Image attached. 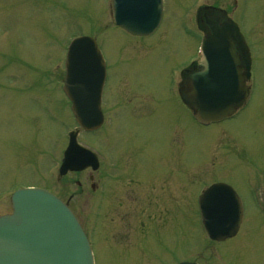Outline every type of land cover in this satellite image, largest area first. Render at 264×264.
<instances>
[{
  "label": "rangeland",
  "instance_id": "1",
  "mask_svg": "<svg viewBox=\"0 0 264 264\" xmlns=\"http://www.w3.org/2000/svg\"><path fill=\"white\" fill-rule=\"evenodd\" d=\"M165 2L159 31L133 38L117 28L109 0H0V215L12 212L14 191L37 186L70 206L97 264H264V212L245 187L248 166L264 180V0H246L236 16L253 43L250 110L203 129L181 104L178 70L195 52L197 10L216 5L234 17L237 2ZM79 34L95 37L109 64L105 123L78 138L101 167L60 176L77 127L62 91L65 53ZM206 142L214 156L202 152ZM221 178L242 188L248 209L238 236L218 243L195 198L202 183Z\"/></svg>",
  "mask_w": 264,
  "mask_h": 264
},
{
  "label": "water",
  "instance_id": "2",
  "mask_svg": "<svg viewBox=\"0 0 264 264\" xmlns=\"http://www.w3.org/2000/svg\"><path fill=\"white\" fill-rule=\"evenodd\" d=\"M130 1L123 0L120 3V0H114L117 23L137 34L151 33L157 26V20L150 21V25L144 24L145 30L136 27L137 23L132 20V16L139 20L137 16L149 14L150 4L144 5L147 8L140 6L136 11L127 6ZM230 27L229 24L226 28ZM229 29L213 28L209 54L216 55L223 47L232 49L228 38ZM212 59H215L214 55ZM231 59L235 62L234 56ZM66 68L64 91L72 102L76 120L85 130H94L103 121L100 98L105 74L96 43L91 38L76 41L69 50ZM208 73L207 69L194 75L196 88L193 95L190 94L191 100L198 102V118L218 120L231 113L232 104L238 105L244 89L231 90L227 84L219 88L216 77L221 73L213 71V79ZM76 136L77 132H74L65 152L60 169L62 175L68 170L98 166L96 156L80 146ZM230 196L223 201L224 204L217 205L205 198L201 200L203 221L209 236L214 240L222 241L238 231L241 204L234 195ZM12 202L14 213L0 217V264H92L87 238L73 213L59 198L41 189H26L15 193Z\"/></svg>",
  "mask_w": 264,
  "mask_h": 264
},
{
  "label": "flooded vegetation",
  "instance_id": "3",
  "mask_svg": "<svg viewBox=\"0 0 264 264\" xmlns=\"http://www.w3.org/2000/svg\"><path fill=\"white\" fill-rule=\"evenodd\" d=\"M222 9V8H221ZM203 17H207L211 20H213L214 22H217L219 24L222 23V21L224 20V18L226 17L225 12H216V11H212V10H206L205 12L202 13ZM202 17V19H203Z\"/></svg>",
  "mask_w": 264,
  "mask_h": 264
}]
</instances>
